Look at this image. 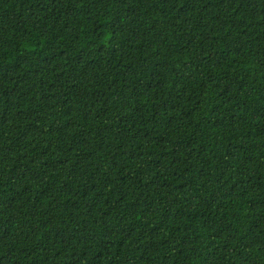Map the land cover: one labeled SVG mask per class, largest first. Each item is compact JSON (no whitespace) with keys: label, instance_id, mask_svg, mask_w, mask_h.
Listing matches in <instances>:
<instances>
[{"label":"trees","instance_id":"obj_1","mask_svg":"<svg viewBox=\"0 0 264 264\" xmlns=\"http://www.w3.org/2000/svg\"><path fill=\"white\" fill-rule=\"evenodd\" d=\"M0 264H264V0H0Z\"/></svg>","mask_w":264,"mask_h":264}]
</instances>
